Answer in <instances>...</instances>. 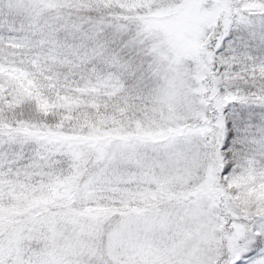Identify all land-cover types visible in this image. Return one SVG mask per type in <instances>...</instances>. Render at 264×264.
Wrapping results in <instances>:
<instances>
[{"label":"snow or ice","instance_id":"1","mask_svg":"<svg viewBox=\"0 0 264 264\" xmlns=\"http://www.w3.org/2000/svg\"><path fill=\"white\" fill-rule=\"evenodd\" d=\"M0 264H264V0H0Z\"/></svg>","mask_w":264,"mask_h":264}]
</instances>
